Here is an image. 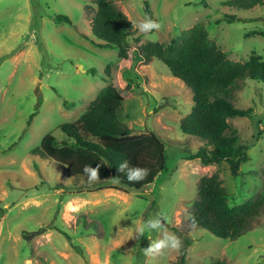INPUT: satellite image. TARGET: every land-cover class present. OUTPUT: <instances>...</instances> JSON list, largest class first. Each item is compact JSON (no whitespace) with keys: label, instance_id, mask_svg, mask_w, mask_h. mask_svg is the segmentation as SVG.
Returning a JSON list of instances; mask_svg holds the SVG:
<instances>
[{"label":"rangeland","instance_id":"374dc122","mask_svg":"<svg viewBox=\"0 0 264 264\" xmlns=\"http://www.w3.org/2000/svg\"><path fill=\"white\" fill-rule=\"evenodd\" d=\"M96 1L0 0V264H181L183 248L189 264H264V212L236 240L190 222L203 177L220 176L231 208L263 194L264 83L242 79L232 93L236 108L252 109L229 121L249 155L234 177L225 162L186 159L205 145L181 131L193 92L162 61L139 56L143 44L170 45L201 25L228 59L264 61V5L246 11L226 6L229 0H148L160 28L148 39L134 26L122 60L116 49L97 46L91 31ZM112 1L134 25L148 18L143 0ZM59 15L72 23H56ZM109 85L124 97L120 122L133 135L154 133L163 143L165 170L140 192L74 194L75 182H97L69 178L33 151L48 134L64 142L61 126L77 122ZM156 213L180 239L179 250L146 255L150 240L163 234L137 238L135 221Z\"/></svg>","mask_w":264,"mask_h":264},{"label":"trees","instance_id":"16d2710c","mask_svg":"<svg viewBox=\"0 0 264 264\" xmlns=\"http://www.w3.org/2000/svg\"><path fill=\"white\" fill-rule=\"evenodd\" d=\"M143 3L147 17L154 20L148 0H143ZM96 5L91 31L101 41L97 46L116 49L120 59H128L129 41L136 34L134 24L112 0H97ZM225 5L248 11L263 6L264 0H229ZM55 22L72 23L67 16L61 15L55 18ZM139 56L145 62L162 61L171 74L193 92L194 107L182 120L181 131L201 139L205 145L186 159L200 160L204 166L225 162L231 174L238 177L242 164L249 161L248 148L239 142L229 121L250 115L252 109L236 108L231 102L232 93L242 79L264 83V61L257 56L247 63L228 59L201 25L185 32L179 41L170 45L160 42L143 44L139 48ZM123 103L124 97L115 86L105 87L77 122L61 126L66 136L64 142L59 143L52 134H48L33 154L62 166L67 177L86 181L84 166L95 168L100 165L97 184L80 187L75 182L74 194L105 189L140 192L150 187L165 170V147L156 134L133 135L120 122L118 112ZM123 160L129 161L131 166L149 169V175L144 181L129 182L116 169ZM228 196L217 173L203 177L190 222L194 217L197 228L222 240H236L248 232L254 219L264 212V192L233 208L228 204ZM185 243L188 244L187 241ZM181 264H189L185 248ZM211 264L226 263L216 261Z\"/></svg>","mask_w":264,"mask_h":264},{"label":"clouds","instance_id":"9594fccd","mask_svg":"<svg viewBox=\"0 0 264 264\" xmlns=\"http://www.w3.org/2000/svg\"><path fill=\"white\" fill-rule=\"evenodd\" d=\"M138 28L140 33L145 34L146 38L151 39L149 33L153 30H158L160 24L156 21L145 18L143 22L134 25ZM117 172L126 176L129 182H141L146 179L149 175V169L131 166L129 161L123 160L116 167ZM100 165L97 167H92L91 165H85L83 168V173L87 177L88 183H93L99 180ZM192 226L196 227L195 218H192ZM131 228V227H130ZM146 232H156L162 233V238L150 240L149 246L144 249L146 255H154L163 252L164 250H179L181 247L180 239L174 234L170 233L164 223L163 217L160 213H156L153 217L147 219L146 221L140 222L135 221L134 233L137 238L144 236ZM133 233V236H134Z\"/></svg>","mask_w":264,"mask_h":264},{"label":"water","instance_id":"95a60500","mask_svg":"<svg viewBox=\"0 0 264 264\" xmlns=\"http://www.w3.org/2000/svg\"><path fill=\"white\" fill-rule=\"evenodd\" d=\"M147 188H148V186L145 187L144 189H147ZM76 251H77V253L82 255V250L79 247L76 248Z\"/></svg>","mask_w":264,"mask_h":264}]
</instances>
